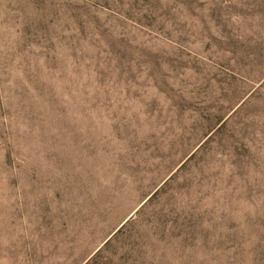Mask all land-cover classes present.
I'll use <instances>...</instances> for the list:
<instances>
[{"label":"rangeland","instance_id":"rangeland-1","mask_svg":"<svg viewBox=\"0 0 264 264\" xmlns=\"http://www.w3.org/2000/svg\"><path fill=\"white\" fill-rule=\"evenodd\" d=\"M0 264H264V0H0Z\"/></svg>","mask_w":264,"mask_h":264},{"label":"trees","instance_id":"trees-1","mask_svg":"<svg viewBox=\"0 0 264 264\" xmlns=\"http://www.w3.org/2000/svg\"><path fill=\"white\" fill-rule=\"evenodd\" d=\"M220 122V121H219ZM218 122V123H219ZM225 125V120L221 121L219 123V125L217 126V128L215 129L216 132L220 131L222 129V127ZM158 192V189L156 191H154L145 201L144 203L140 206V208H142L145 204H147L150 200H152V198L156 195V193ZM140 210V209H139ZM139 210L136 211V213L138 214ZM135 213V214H136ZM124 226V224L122 226H120V228L116 231L118 232L122 227ZM116 232L114 234H116Z\"/></svg>","mask_w":264,"mask_h":264},{"label":"water","instance_id":"water-1","mask_svg":"<svg viewBox=\"0 0 264 264\" xmlns=\"http://www.w3.org/2000/svg\"><path fill=\"white\" fill-rule=\"evenodd\" d=\"M130 216H131V215H130ZM126 219H127V218H126ZM126 219H124L123 222L126 221ZM123 222H122V223H123ZM122 223H121V224H122Z\"/></svg>","mask_w":264,"mask_h":264}]
</instances>
